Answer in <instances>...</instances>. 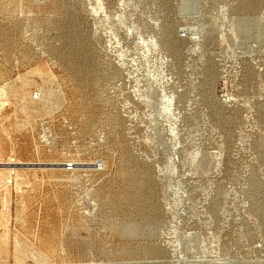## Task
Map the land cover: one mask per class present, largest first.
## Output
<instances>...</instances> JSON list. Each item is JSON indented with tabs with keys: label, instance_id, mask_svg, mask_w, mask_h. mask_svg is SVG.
Returning a JSON list of instances; mask_svg holds the SVG:
<instances>
[{
	"label": "rangeland",
	"instance_id": "1",
	"mask_svg": "<svg viewBox=\"0 0 264 264\" xmlns=\"http://www.w3.org/2000/svg\"><path fill=\"white\" fill-rule=\"evenodd\" d=\"M12 161L0 264H264V0H0Z\"/></svg>",
	"mask_w": 264,
	"mask_h": 264
},
{
	"label": "bare ground",
	"instance_id": "2",
	"mask_svg": "<svg viewBox=\"0 0 264 264\" xmlns=\"http://www.w3.org/2000/svg\"><path fill=\"white\" fill-rule=\"evenodd\" d=\"M34 99H36V98H34ZM168 109L167 110H170V106H171V104H172V99H170L169 101H168ZM72 164V163H71ZM40 165V164H39ZM66 165V164H65ZM65 165H64V170H65ZM73 165V164H72ZM26 166H29V164L28 165H16V163H14V161H12V162H10L9 164H4V165H1L0 166V170H6V171H8L9 172V176H8V178L7 179H10L11 180V176H13V172L18 168V169H20V168H23V167H26ZM54 166H58L57 164H51L50 165V167L49 168H52V167H54ZM74 166V165H73ZM20 167V168H19ZM43 169H47V168H43ZM66 171V170H65ZM73 171V168H72V170L71 171H66V172H72ZM11 183V182H10ZM6 185V184H5Z\"/></svg>",
	"mask_w": 264,
	"mask_h": 264
},
{
	"label": "built area",
	"instance_id": "3",
	"mask_svg": "<svg viewBox=\"0 0 264 264\" xmlns=\"http://www.w3.org/2000/svg\"><path fill=\"white\" fill-rule=\"evenodd\" d=\"M73 168V165L71 163H68L65 165V170L66 171H71ZM11 180L10 179H4L1 183H0V188L3 187L5 184L6 185H10Z\"/></svg>",
	"mask_w": 264,
	"mask_h": 264
},
{
	"label": "water",
	"instance_id": "4",
	"mask_svg": "<svg viewBox=\"0 0 264 264\" xmlns=\"http://www.w3.org/2000/svg\"><path fill=\"white\" fill-rule=\"evenodd\" d=\"M37 166H39L40 168H49L50 167V165H37Z\"/></svg>",
	"mask_w": 264,
	"mask_h": 264
}]
</instances>
